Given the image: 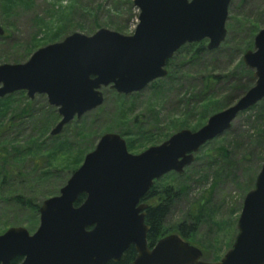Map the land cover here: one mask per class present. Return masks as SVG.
<instances>
[{"label":"water","instance_id":"obj_1","mask_svg":"<svg viewBox=\"0 0 264 264\" xmlns=\"http://www.w3.org/2000/svg\"><path fill=\"white\" fill-rule=\"evenodd\" d=\"M230 1L133 0L138 15L132 35L107 29L91 36L72 33L37 49L24 63L2 64L0 99L19 92L29 100L45 96L60 118L50 131L56 137L101 106L102 88L121 95L140 92L167 76V62L184 45L207 40V50L217 49L226 38ZM4 33L0 26V37ZM241 62L253 71V86L199 129L180 130L139 154H130L120 135L103 134L58 195L41 203L32 234L22 227L0 234V264L16 258L20 264L115 263L130 246L136 252L130 264H264V162L243 198L237 234L218 261L202 260V252L176 234L151 248L146 240L142 200L153 183L168 173L182 175L200 148L264 99V28Z\"/></svg>","mask_w":264,"mask_h":264},{"label":"rangeland","instance_id":"obj_2","mask_svg":"<svg viewBox=\"0 0 264 264\" xmlns=\"http://www.w3.org/2000/svg\"><path fill=\"white\" fill-rule=\"evenodd\" d=\"M0 3L5 8V2L0 0ZM17 5L13 12L3 13L0 9V26L5 31L0 37V65L24 63L37 49L59 42L72 33L91 36L99 29H107L129 36L137 24L138 11L133 6V0H23ZM249 21L256 22L258 31L264 28V0H231L225 23L226 38L217 49L207 50L208 41L203 40L205 51L193 59L186 47L188 45L179 49L180 52L171 59H174L172 67L166 64L167 76L154 81L157 82L155 87L151 88L149 84L142 91L129 95L118 94L109 87L102 88L101 106L79 120L71 121L56 137H51L49 132L47 139H66L69 146L67 153L71 156L88 150L84 159L105 133L120 135L128 152L139 154L180 130L199 129L209 116L233 105L242 96L239 91L233 90V86L239 80L243 86L248 83L241 71V57L252 50L253 37L258 32L251 37ZM229 25L232 29L228 31ZM58 35L59 39L51 42ZM249 42L251 46L245 49ZM34 46H38L36 50L27 54V50ZM207 76L218 78L209 88V92L216 97L200 102L204 90L202 81ZM37 96L33 103L42 112L45 104ZM225 97H228L227 101ZM43 98L46 100L45 96ZM257 115V110L239 113L227 132L200 148L181 179L175 173H168L155 181L159 186L176 184L179 180L187 181L188 185L187 193L175 203L165 221L168 230L165 236L177 235L173 228L183 219L189 205L201 197L203 202L208 201L215 225L206 221L194 236L186 239L205 251L202 260L206 262H216L212 260L221 258L230 248L237 234L236 222L243 198L253 189L264 162V144L259 143L256 135ZM32 127V123L26 121L20 127L22 137L30 135ZM81 131L86 135L81 136ZM95 134L97 137H94ZM8 135L16 137V130ZM19 140L23 143L25 138ZM52 141L47 142L48 149L52 148ZM129 143L131 148H128ZM70 160V157H64L61 163L67 166ZM35 171L28 161L21 166L19 178L0 189V234L11 227H22L32 234L38 226V216L31 224L32 212L11 201L12 197L21 194L30 198L32 204L40 206L45 199L58 195L59 189L72 174L52 169L51 176L46 180L34 181L35 174H38ZM181 186L185 189L184 184ZM154 202L149 200L146 204Z\"/></svg>","mask_w":264,"mask_h":264},{"label":"trees","instance_id":"obj_3","mask_svg":"<svg viewBox=\"0 0 264 264\" xmlns=\"http://www.w3.org/2000/svg\"><path fill=\"white\" fill-rule=\"evenodd\" d=\"M3 1L5 2V8L0 3L2 7L0 9H2L3 13L13 12L15 7L18 6L17 3L23 2V0ZM249 23L251 24L250 35L251 37H253V35L258 31V26L256 22L249 21ZM227 28L229 31L231 26L229 25L227 26ZM58 37L59 35L51 42H55L56 40H58ZM187 45L188 46H184H186L187 49L190 50V56L192 59L197 58V56L205 51L203 42ZM250 46L251 42L246 44L245 49H248ZM37 47L38 46L29 48L27 50V54H31L34 50H36ZM182 48H180V50ZM180 50H178L176 53H179ZM173 62L174 59H170L167 62V67H172ZM240 65L242 67L241 71L244 77L248 80V83L243 86L240 84L239 80L238 84L233 86V90H237L239 91L240 95H243L250 88V86L253 85L254 79L252 77V71L245 68V66L242 65V62L240 63ZM231 74L232 76L235 75V73ZM217 80L218 78L213 76H207L203 79V100L201 99L200 102L206 101L208 99H214L216 97V95H212L209 92V88L211 87V84L215 83ZM156 83L157 82H152L150 84V87H155ZM37 97L42 99L43 104H45L44 110L42 112L35 108L33 103L35 101L29 100L23 92H19L17 94L6 96L5 98L0 99V189H3L4 186L8 183L12 184L14 180L19 178L21 166L28 161L32 163V168L36 170L35 173L38 172V174H35L37 176L33 178V180L37 181L39 179L44 181L51 176L52 169H56L57 171H64L66 174L76 170L79 167L84 154L88 151H82L79 152L77 156H71V154L69 155L67 153L69 151V146L66 143V139L60 140L61 137L56 139L49 138L50 140L47 139V135L50 132V127L59 119V116L55 108L49 106L48 103H46V100H44L43 96L38 95ZM224 100L227 101L228 97H225ZM263 103L264 101L247 110H257L258 112V126L256 135L260 144H264ZM26 121L32 123L33 132L27 137H22L23 135L22 133H20V127H23ZM14 130H16V137H9L8 133ZM17 130H19V132H17ZM81 133V136L86 135L84 134V131H81ZM94 137H97V134H95ZM20 138H25L23 142L24 145L19 140ZM51 140H53V145L52 148L48 149L46 144ZM127 145L128 148L132 147L130 143ZM64 157H70L71 159V163L67 166L62 165L61 163V158L64 159ZM183 176L184 175L182 174L179 175V177L177 176V178L181 179ZM186 182L187 181L179 180L178 182H176V184H163L161 186L156 185L154 182L150 190L143 198V202L149 200L155 201L154 204H150L147 206L144 218L145 224L149 226V231L146 237L147 245L149 248H151L160 238L166 235L168 230L165 227V221L171 210L174 208L175 203L187 193L188 185ZM183 184L185 185V189L181 186ZM84 198L85 196L81 195L75 205L78 206L79 204H81ZM11 201L18 203L21 207L29 209L33 214V217L29 222L31 224H34L36 222L39 206L32 204L30 198H24L23 195L18 194L12 197ZM206 221L210 222V224L212 225H215L213 210L209 207L208 201L203 202V198L201 197L199 201L194 202L192 205H189L186 213L183 216V219L177 225H175L173 229L174 232L176 231L179 237L186 240L187 238L194 236L198 232L199 226L202 223H206ZM200 251L202 252L203 258L205 256V251H203L202 249H200ZM135 256L136 252L133 246H130L124 252L118 262H109L107 264H130ZM219 259L220 258L212 261H218ZM20 262L21 259L17 258L12 260L9 264H20Z\"/></svg>","mask_w":264,"mask_h":264},{"label":"flooded vegetation","instance_id":"obj_4","mask_svg":"<svg viewBox=\"0 0 264 264\" xmlns=\"http://www.w3.org/2000/svg\"><path fill=\"white\" fill-rule=\"evenodd\" d=\"M246 68V67H245ZM248 69V68H247ZM250 70V69H249ZM252 71V70H251ZM252 74H253V72H252ZM143 202V201H142ZM145 204H146V202H144ZM148 206V205H147ZM17 259V258H16Z\"/></svg>","mask_w":264,"mask_h":264}]
</instances>
